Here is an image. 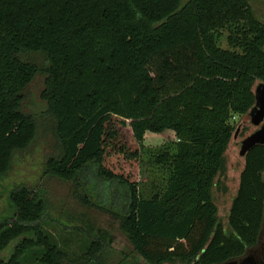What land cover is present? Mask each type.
Segmentation results:
<instances>
[{
	"label": "trees",
	"instance_id": "obj_1",
	"mask_svg": "<svg viewBox=\"0 0 264 264\" xmlns=\"http://www.w3.org/2000/svg\"><path fill=\"white\" fill-rule=\"evenodd\" d=\"M224 34L227 49L218 44ZM31 55L41 56V68ZM39 74L61 151L45 174L80 186L82 174L95 169L117 183L124 213H109L132 247L128 258L224 264L255 247L264 145L242 157L224 219L214 198L215 191L229 194L231 121L249 114L264 82V23L248 0H0V177L35 136L36 122L21 108ZM165 131L177 139L155 158L167 168L166 187L143 199L141 144L147 132ZM10 202L14 214L0 225V252L33 238L19 241L0 264H21L35 247L42 264H107L99 239L74 260L56 247L42 227L48 203L41 192L20 187Z\"/></svg>",
	"mask_w": 264,
	"mask_h": 264
},
{
	"label": "rangeland",
	"instance_id": "obj_2",
	"mask_svg": "<svg viewBox=\"0 0 264 264\" xmlns=\"http://www.w3.org/2000/svg\"><path fill=\"white\" fill-rule=\"evenodd\" d=\"M248 1L264 23V0ZM223 36L218 44L221 48L227 49V35ZM29 60L39 68L44 64L40 55H31ZM261 83L263 82L258 84ZM44 89V76L39 74L24 92L21 111L34 118L37 125L36 133L27 148L13 153L11 168L0 177V225L9 222L14 214V207L10 202L11 192L20 187L34 188L43 194L48 203L43 230L51 237L56 247L66 252L70 259H76L93 241L99 239L106 245L107 264H144L136 258H128L132 253V247L120 231L118 220L110 215L124 213L122 190L117 183L98 178L95 169L82 174L81 180L78 181L80 186L45 174L48 161L57 158L61 151L54 136L53 121L46 115L47 106L41 98ZM231 123L235 125L236 132L227 154L229 194L222 196L214 192L222 219L227 214L229 199L236 193L238 187L239 173L242 169L240 143L257 130L251 124L248 115L236 116ZM176 142L172 131L145 134L141 144L142 157L137 175V188L141 198L151 199L163 193L168 178L167 168L155 164V158ZM85 193L92 204L90 207L82 203L86 197ZM77 228L83 232L75 231ZM24 238L31 239L33 236L29 233L13 240L0 252V261H8L15 246ZM42 254L43 251L35 247L26 253L21 264H42L39 261Z\"/></svg>",
	"mask_w": 264,
	"mask_h": 264
},
{
	"label": "water",
	"instance_id": "obj_3",
	"mask_svg": "<svg viewBox=\"0 0 264 264\" xmlns=\"http://www.w3.org/2000/svg\"><path fill=\"white\" fill-rule=\"evenodd\" d=\"M255 105L249 112L251 124L260 127L255 133L245 138L241 144L240 156L244 157L256 145H264V84H259L254 90ZM230 261L224 264H229Z\"/></svg>",
	"mask_w": 264,
	"mask_h": 264
},
{
	"label": "flooded vegetation",
	"instance_id": "obj_4",
	"mask_svg": "<svg viewBox=\"0 0 264 264\" xmlns=\"http://www.w3.org/2000/svg\"><path fill=\"white\" fill-rule=\"evenodd\" d=\"M262 84H264V82ZM255 128L258 130L260 127H255ZM257 130H255L253 133H255ZM251 134H249L247 137H249ZM243 140L241 141L240 145L242 144ZM263 180H264V174H263ZM232 261L234 262L229 264H264V216H263V223L258 237V241L255 247L248 249L243 256Z\"/></svg>",
	"mask_w": 264,
	"mask_h": 264
},
{
	"label": "crops",
	"instance_id": "obj_5",
	"mask_svg": "<svg viewBox=\"0 0 264 264\" xmlns=\"http://www.w3.org/2000/svg\"><path fill=\"white\" fill-rule=\"evenodd\" d=\"M236 191H237V189H236ZM234 195H235V194H234ZM234 195H232L231 198L234 197ZM228 209H229V205H228ZM227 212H228V210H227Z\"/></svg>",
	"mask_w": 264,
	"mask_h": 264
}]
</instances>
